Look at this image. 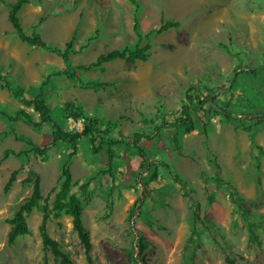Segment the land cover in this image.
Returning <instances> with one entry per match:
<instances>
[{
	"label": "rangeland",
	"instance_id": "1",
	"mask_svg": "<svg viewBox=\"0 0 264 264\" xmlns=\"http://www.w3.org/2000/svg\"><path fill=\"white\" fill-rule=\"evenodd\" d=\"M134 1L29 0L18 13L25 34L29 35L43 17L38 27L41 39L62 48L76 31V54H70L67 67L56 55L20 42L7 21L8 8L0 4V44L19 52L8 67L0 45V75L13 87L24 89L29 98L47 74L64 69L75 74L74 79L65 75L49 79L42 97L51 108L52 121L39 130L17 122L11 127L21 139L45 146L51 141L53 122L66 130L80 131L82 125L65 120L62 110L64 102L75 101L81 106L77 89H84L92 100L88 98L81 106L87 116L96 119L101 128L116 124L108 135L115 139L118 133L126 139L139 130L149 134L162 120L180 118L187 92L204 97L213 91L210 97L216 98V105L227 103L236 117L264 114V70L256 76L242 70L229 84L236 68L264 63V0ZM134 13L143 34L157 27L160 17L180 26L148 38L151 48L145 62L115 60L88 71L75 69L88 65L99 54L132 46L136 41ZM90 37L94 39L87 42ZM97 83L106 85L97 88ZM18 108V101L0 89V111L12 114ZM26 111L37 120L31 109ZM216 112L208 102L202 111L191 113L196 125L192 132L162 128L159 137L140 142L152 168L156 167L153 180L149 179L151 171H139L140 158L133 148L119 147L112 162V182L108 175L99 174L107 169L106 155H93L86 138L78 142L77 154L69 165L72 183H76L70 193L77 196L82 208L81 220L90 241L89 263L70 216L53 209L69 148L58 144L43 156L3 159L4 150L18 152L27 147L12 134H5L10 127L0 119V264H42L44 260L46 264H61L42 248L39 209L26 218L29 235L18 237L12 245L6 242L9 226L5 220L32 190L31 185L22 184L28 169L40 177L39 204L47 199L46 234L73 264H264V123L245 131L244 127L255 123L250 117L242 120V128ZM21 166H25L23 170H19ZM13 170L19 172L4 193ZM173 174L185 183L188 197L198 203L199 218L205 224V228L198 225L192 242L187 241L192 224L190 201L182 196ZM215 174L243 199V213L231 205L225 187H216ZM84 183L88 187L82 193L79 189ZM141 197L144 202L127 221L132 204Z\"/></svg>",
	"mask_w": 264,
	"mask_h": 264
},
{
	"label": "trees",
	"instance_id": "2",
	"mask_svg": "<svg viewBox=\"0 0 264 264\" xmlns=\"http://www.w3.org/2000/svg\"><path fill=\"white\" fill-rule=\"evenodd\" d=\"M132 4H135L134 0H127ZM29 0H14L12 2H5L0 0V4L6 6L8 8L7 11V21L14 30L16 37L18 40L29 47L38 48L45 50L51 54L56 55L60 61L67 67L69 63L70 54H76L74 50V41L76 36V31L74 30L71 37L67 42H65L62 48L51 47L43 41L39 35L38 27L44 21L43 17H40L37 23L31 28V33L29 35L25 34L23 28L20 24V20L18 17V13L21 8L28 4ZM179 23L170 20H164L162 17L159 19V25L147 33L143 34L139 29V19L137 15L134 13L132 18V30L135 34L136 41L132 46H125L121 49H114L108 51L106 53L99 54L95 60L90 62L86 66H76V70L88 71L90 69H94L100 67L102 64H106L109 62H113L115 60H123L127 63H133L136 61L145 62L148 57V51L151 48L148 43V38L152 34H161L163 32L168 31L169 29H178ZM93 37H90L87 42L93 40ZM145 41L143 45L142 42ZM223 47L222 45H220ZM84 47H81L83 49ZM224 48V47H223ZM225 49V48H224ZM264 64V63H263ZM262 64V65H263ZM262 65L258 66H248L242 73H246L252 76H256L258 72L264 70ZM59 75H65L69 79H74L75 74L73 72L69 73L67 69L64 70H56L48 75L40 82L37 93H34L33 96L27 98L25 96V91L21 87H13L10 82L5 78V76L0 75V89L8 91L13 98H15L20 108L15 110L12 114H7L4 111H0V119L4 120L9 125V133L12 134L16 140H22L26 145V149L16 152L15 150L6 149L2 153V158L7 159L8 157L20 158L26 160L30 154L36 156H43L46 151L50 147H54L58 144L65 145L69 148L68 153L66 154V158L61 166L60 176H59V189L54 197L53 209L55 211L64 210L67 215L71 218V226L73 231L76 233L78 240L80 241L83 249L84 255L88 261L89 258V250H90V241L89 236L85 228L83 227L81 216H82V208L80 206L79 199L76 195L71 194V186L76 183H72V175L69 169V165L71 163V159L76 156L78 148V142L86 138L88 140L90 152L93 155L100 154L103 152L107 157L106 170H102L99 172L100 175H108L110 180L113 182L114 175L112 172L113 168V159L115 158V151L119 147L125 148H133L134 151L140 158V163L138 165V169L140 172H148L151 171L149 179H156V167L152 168V163L148 159L143 148L139 146L140 142H150L155 137H159V132L162 128H173L175 130L182 129L185 133H190L195 129V123L192 118V112H200L204 104L210 102L211 105L214 106L216 113H220L225 121H232L237 126L242 127V120L249 118L250 121H255V123L251 126L244 127L245 131H249L251 127H256L264 123V114H255V115H243V118L236 117L228 110L227 103H221V105H216V98L210 100V95L213 94V91L209 92V96L202 95H190V92L185 94L186 105H184L180 109L181 117L174 120L173 122H165L162 120L159 125L153 127L151 133L147 134L143 131L133 133L132 137L126 139L121 133H118V139L113 137H109L111 130L115 127L116 124L106 125L104 128H101L100 123L90 117L87 116L84 110L78 106L75 102H64L62 105V110L64 113V119H72L73 121L82 120V128L80 131H69L64 129L62 126H59L57 123L53 122L52 124V133H51V141L45 146L41 147L36 143L27 140L21 139L11 127L19 121H22L26 125L32 127L34 130H39L41 125L47 122H51V108L45 102L42 97L44 87L48 84V81L52 77H56ZM233 83V81H232ZM106 84L97 83L95 86L97 88H101ZM90 87V84L87 85ZM231 86V85H230ZM87 87V88H88ZM195 104V108L192 109L191 106ZM26 109H31L33 113L36 114L37 120L35 121L32 116L26 111ZM203 131L206 132L205 125H203ZM251 139V135H249ZM173 141L175 144L176 150H179V145L176 137H173ZM104 148V149H103ZM260 149L259 147H256ZM258 159L255 158V161ZM214 163V161H212ZM215 169L218 170L219 166L215 164ZM25 166H21L19 170H23ZM152 168V169H151ZM258 169V167H257ZM19 170H13L10 173L9 178L7 179L3 192L6 193L12 183L15 181L16 175ZM173 181L180 186V190L182 192V196L184 198L188 197V189L185 183L179 178L177 174L172 175ZM213 182L216 187H225L228 191V199L231 205L240 213H243L242 202L243 199L238 195V193L234 190V188L228 183L224 182L217 174L213 177ZM22 184L31 185L32 190L29 197L25 200V202L14 212L11 218L5 220V223L9 226V230L6 236V242L8 245H12L14 241L21 236L29 235V229L27 226L26 218L32 212L33 209H39L42 213L41 223L39 225L38 231L41 239V245L44 250H48L53 258L57 261L59 260L61 264H73L72 261L61 252L59 244L52 240L47 234L45 230V223L48 220V208L46 205V200L43 199V205H40L39 202L42 200L41 189H40V177L33 170L28 169L26 173V177L22 180ZM88 187V183H84L80 185V192L84 193ZM212 195L208 197V202H212ZM190 206L192 209V224L191 229L187 238L188 242L194 241L195 233L198 229V225H201L205 228V224L201 223L199 218V205L194 199L189 198ZM144 202V197L140 199H136L132 204L127 216V221L131 219L134 215L136 209H139V206ZM142 245L138 246V250H142ZM137 263H142L141 260H137ZM42 264H46L45 260Z\"/></svg>",
	"mask_w": 264,
	"mask_h": 264
},
{
	"label": "crops",
	"instance_id": "3",
	"mask_svg": "<svg viewBox=\"0 0 264 264\" xmlns=\"http://www.w3.org/2000/svg\"><path fill=\"white\" fill-rule=\"evenodd\" d=\"M1 46H2L1 48H3V50L5 52V53L2 52V60L5 61L6 65L9 67V65L12 63L11 60L12 59L15 60L14 57H16L19 54V52H16L15 50H11L12 47H8V48L6 47V49H5L4 45H1ZM26 66H27V68L31 69V65L29 64V62L26 63ZM75 95H76V97H79V99L77 98V102L80 103L81 106L84 103H87L89 101H92V100H90V96L86 93V91L84 89H77ZM88 98H89V101H86Z\"/></svg>",
	"mask_w": 264,
	"mask_h": 264
},
{
	"label": "water",
	"instance_id": "4",
	"mask_svg": "<svg viewBox=\"0 0 264 264\" xmlns=\"http://www.w3.org/2000/svg\"><path fill=\"white\" fill-rule=\"evenodd\" d=\"M262 67H264V64L262 65ZM244 71L245 69H241V68H236L235 69V71H234V73H233V76H232V78L230 79V81H229V84L233 81V79L235 78V76L237 75V73L238 72H240V71ZM225 88H223V89H221L222 91L224 90ZM210 100H211V97H210Z\"/></svg>",
	"mask_w": 264,
	"mask_h": 264
},
{
	"label": "built area",
	"instance_id": "5",
	"mask_svg": "<svg viewBox=\"0 0 264 264\" xmlns=\"http://www.w3.org/2000/svg\"><path fill=\"white\" fill-rule=\"evenodd\" d=\"M78 125L81 126L82 125V120L78 121Z\"/></svg>",
	"mask_w": 264,
	"mask_h": 264
},
{
	"label": "bare ground",
	"instance_id": "6",
	"mask_svg": "<svg viewBox=\"0 0 264 264\" xmlns=\"http://www.w3.org/2000/svg\"><path fill=\"white\" fill-rule=\"evenodd\" d=\"M57 29V28H56Z\"/></svg>",
	"mask_w": 264,
	"mask_h": 264
}]
</instances>
